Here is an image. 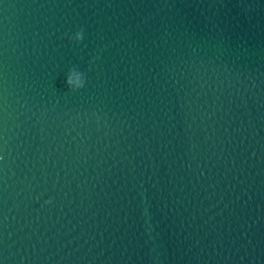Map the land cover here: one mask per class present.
Segmentation results:
<instances>
[{
  "label": "water",
  "instance_id": "1",
  "mask_svg": "<svg viewBox=\"0 0 264 264\" xmlns=\"http://www.w3.org/2000/svg\"><path fill=\"white\" fill-rule=\"evenodd\" d=\"M0 264H264V0H0Z\"/></svg>",
  "mask_w": 264,
  "mask_h": 264
},
{
  "label": "clouds",
  "instance_id": "2",
  "mask_svg": "<svg viewBox=\"0 0 264 264\" xmlns=\"http://www.w3.org/2000/svg\"><path fill=\"white\" fill-rule=\"evenodd\" d=\"M70 43H74L76 45H80L85 40V31L83 28L75 31L74 33L65 34ZM68 83L72 86L73 91H80L84 89L88 83L87 76L84 72L74 71L72 76L69 78ZM52 200H46L45 204H51Z\"/></svg>",
  "mask_w": 264,
  "mask_h": 264
}]
</instances>
